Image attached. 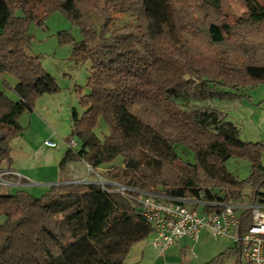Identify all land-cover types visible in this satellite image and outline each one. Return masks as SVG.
Here are the masks:
<instances>
[{
    "label": "trees",
    "instance_id": "trees-1",
    "mask_svg": "<svg viewBox=\"0 0 264 264\" xmlns=\"http://www.w3.org/2000/svg\"><path fill=\"white\" fill-rule=\"evenodd\" d=\"M242 1L245 12L232 21L224 0H0V76L15 79L17 98L0 91V159L11 165L9 144L22 132V115L41 96L59 92L29 53L28 28L61 12L83 35L74 58L89 62V93L79 95L83 113L71 111L78 148H67L61 173L75 162L109 166L110 182L201 203L189 207L203 214L264 204V145L241 141L216 109L186 111L176 103L237 97L231 92L264 83V37L257 39L264 34V0ZM83 5L96 10L99 25ZM117 15L133 22L114 27ZM101 124L107 135L99 138ZM186 152L192 163L180 156ZM118 158L121 165L113 166ZM232 158L249 163L245 179L226 170ZM66 182L72 181L39 198L24 190L0 195V264H123L132 246L152 236L135 199ZM250 214L237 210V234L251 225ZM206 264H242L240 245Z\"/></svg>",
    "mask_w": 264,
    "mask_h": 264
},
{
    "label": "rangeland",
    "instance_id": "rangeland-1",
    "mask_svg": "<svg viewBox=\"0 0 264 264\" xmlns=\"http://www.w3.org/2000/svg\"><path fill=\"white\" fill-rule=\"evenodd\" d=\"M224 4L232 21L245 12L242 0H224ZM83 8L89 11L91 15L90 23L99 25L100 20L95 17L97 16L96 10L93 11L92 7L86 5H83ZM16 16H21L19 11H16ZM114 18V27H123L127 23L133 22L132 17L128 15H117ZM28 33L30 35V55L39 58L42 68L54 78L59 92L55 95L41 96L35 102L32 112L22 115L19 120L22 132L14 137L9 144L11 165L4 166L5 169H14L27 175L30 177L28 179L31 185L23 187L24 181L21 180V186L19 187L13 189L0 188V195L14 194L17 190H24L39 198L45 195L52 185L57 184L60 178L80 184L86 182L97 186H100V181L110 182L106 176L109 166L92 169L94 172L92 173L86 167V164L75 162L70 163L63 173L59 170V163L68 148L65 140L72 139L77 144V139L71 136V111L75 109L81 115L83 109L79 105V95L89 93L86 88L89 62L76 60L73 56L74 43L80 42L83 37L79 27L71 23L61 12H54L45 19L44 24L41 26L31 23ZM65 35L68 36V41L60 42V38ZM262 37H264V34L257 36V39L260 40ZM201 49L204 53H209L206 45H203ZM1 76L0 90L8 98H14L15 79L6 74L3 77ZM231 93L237 95V97L215 98L211 101L182 99L176 100V103L186 111L216 109L226 121L237 128L241 141L257 142L264 145V83L232 91ZM105 135H107V130L102 125L100 131L97 132V136L102 138ZM51 144H54V147H51ZM180 156L186 162H193L192 155L188 152ZM262 164H264V159H262ZM112 165L120 166L121 159L118 158ZM225 168L237 180L245 179L250 170L247 161L234 158L225 163ZM4 179L14 184L17 182L15 178L4 177ZM249 194L250 188L246 186L242 196L244 202L247 201ZM188 208L190 209L189 206ZM199 211L201 212V208H199ZM151 238L152 236L142 241L147 248L145 256L149 260L155 258L160 260L174 259L171 255L174 251L159 254L155 250H151L148 244ZM204 240L205 243L201 241L198 246L201 247L204 244L211 248L209 251L207 250L210 255L207 259L217 256L233 245L228 239L209 237ZM181 243H189V241L183 240ZM198 252L195 251L189 255V260L195 259ZM201 252L203 253V251ZM242 264L246 263L242 260Z\"/></svg>",
    "mask_w": 264,
    "mask_h": 264
},
{
    "label": "built area",
    "instance_id": "built-area-1",
    "mask_svg": "<svg viewBox=\"0 0 264 264\" xmlns=\"http://www.w3.org/2000/svg\"><path fill=\"white\" fill-rule=\"evenodd\" d=\"M50 146L54 147V144ZM67 147L75 150L77 144L71 140ZM4 166H7L6 161L0 159V188L13 189L21 186V176ZM86 167L94 173L92 168L87 165ZM4 177L15 178L17 182L14 184ZM83 184L93 185L86 182ZM99 187L138 202L141 216L152 228L150 246L160 254L165 253L176 240L182 238L197 242L205 231L213 238L228 239L233 245L239 244L241 258L246 264H264V204L242 207L224 205L219 213L203 214L197 209L188 208L191 205L202 206L198 202L138 193L115 182L100 181ZM130 193H137L139 196L134 198ZM241 209L250 210L251 225L239 235L237 231L240 220L237 210Z\"/></svg>",
    "mask_w": 264,
    "mask_h": 264
},
{
    "label": "crops",
    "instance_id": "crops-1",
    "mask_svg": "<svg viewBox=\"0 0 264 264\" xmlns=\"http://www.w3.org/2000/svg\"><path fill=\"white\" fill-rule=\"evenodd\" d=\"M3 76L4 75H2L1 77H3ZM5 78H6V76H5ZM15 85H16V81L14 83V86ZM9 99H11L12 101H16L17 98L14 97V98H9ZM12 170L17 172L21 176L22 180L24 181L23 187L31 185V182L28 179L30 177L20 173L19 171L14 170V169H12ZM61 180H63V179L60 178L57 184H59ZM197 210H199V208H197ZM208 235L209 234L207 232L203 231L197 242H193L188 238H182V239L176 240L174 242V244L172 245V247H170L165 252V253H167L169 251H174V253H171V255L174 257V259H171V260H163V259L160 260L159 258L149 260L145 256V254L147 253L146 252L147 248L144 245V243L143 242L137 243L131 247V249H130L126 259L124 260L123 264H206L208 261H210L213 258L212 257L210 259H207L210 256L209 253H207V250L209 251L211 248L207 245H204V244L200 247V246H198V244L201 241L204 242L205 241L204 239L211 237L210 235L209 236ZM211 238H213V237H211ZM213 239H217V238H213ZM183 240H188L189 243H181V241H183ZM148 244H149V248L151 250H153L152 247L150 246V243H148ZM195 251H196V253L199 251L197 254V257L195 259L189 260L188 256L193 254V252H195ZM201 251H203V253ZM165 253H163V254H165Z\"/></svg>",
    "mask_w": 264,
    "mask_h": 264
},
{
    "label": "water",
    "instance_id": "water-1",
    "mask_svg": "<svg viewBox=\"0 0 264 264\" xmlns=\"http://www.w3.org/2000/svg\"><path fill=\"white\" fill-rule=\"evenodd\" d=\"M69 183L71 184V183H77V182H66V184H69Z\"/></svg>",
    "mask_w": 264,
    "mask_h": 264
}]
</instances>
